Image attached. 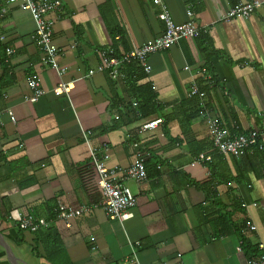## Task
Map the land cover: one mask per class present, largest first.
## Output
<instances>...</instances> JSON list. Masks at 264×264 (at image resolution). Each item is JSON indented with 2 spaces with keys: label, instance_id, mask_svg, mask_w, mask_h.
<instances>
[{
  "label": "crops",
  "instance_id": "crops-1",
  "mask_svg": "<svg viewBox=\"0 0 264 264\" xmlns=\"http://www.w3.org/2000/svg\"><path fill=\"white\" fill-rule=\"evenodd\" d=\"M60 1L63 14L52 35L60 78L40 62L30 15L11 5L0 17L3 44L12 51L0 50V242L7 247L0 246V264H48L42 242L19 234L18 219L27 214L53 219L48 228L72 264H248L264 247V138L261 150L240 160L218 154L205 113L241 133L264 126V7L226 19L230 0H162L176 24L186 22L190 3L205 33L150 55L149 73L131 65L120 79L88 72L100 65L102 50L120 54L160 36V6L155 0ZM114 30L121 35L113 37ZM31 74L44 92L35 103L24 99ZM211 78L216 86L203 96L202 113L200 99L187 91ZM60 80L73 88L55 96ZM129 81L151 86L156 113L134 115ZM156 117L160 126L140 129ZM83 130L92 132V147L108 144V167L129 166L135 142L144 150L147 180L125 182L136 199L130 218L110 220L95 209L66 227L53 217L59 206L94 204L101 196ZM196 154L211 161L201 163Z\"/></svg>",
  "mask_w": 264,
  "mask_h": 264
},
{
  "label": "built area",
  "instance_id": "built-area-1",
  "mask_svg": "<svg viewBox=\"0 0 264 264\" xmlns=\"http://www.w3.org/2000/svg\"><path fill=\"white\" fill-rule=\"evenodd\" d=\"M235 1V5L231 6L226 13V19L233 17L247 18L257 9L264 7V0ZM155 2L160 6V12L157 17L163 24L162 34L118 56L114 55L111 50H102L100 52L101 63L95 70L88 72L89 76L95 71H106L112 77L125 79L124 70L127 66L131 65L137 66L147 74L150 72L148 64V57L150 55L166 51L182 39H195L202 33H205V30L197 26L193 21L190 3H187L185 6L186 22L176 24L172 21L167 7L163 4L162 0H155ZM11 5L17 6L21 11L30 15L35 24L32 38L39 50L40 62L44 66L53 69L60 78L64 70L57 65L56 60L59 55V49L53 43L52 35L54 23L63 14L62 2L60 0H0V17L7 12ZM4 41L5 36L0 33V43L3 44ZM4 51L6 55H10L12 52L9 47H5ZM184 69L187 70L188 67ZM199 73V71L195 72V74ZM26 85L30 91V94L24 97L27 102L35 103L43 96L44 92L37 74L29 75L26 79ZM72 88V82L60 80L53 88V94L55 96L67 95ZM193 96L199 97L200 105L204 108L205 99L203 98V94L198 92L195 83H192L187 91L188 98ZM131 106L135 108L137 102L133 100ZM7 114L13 121L12 114L10 112H7ZM161 124L162 119L156 117L142 123L140 129L142 131L152 130ZM205 126L211 146L218 154L240 160L247 153H251L255 149H262L260 141L264 138V126L245 133L230 134L219 118L216 115L208 114V112L205 113ZM91 136L92 132L90 130L81 131V139L87 146L88 159L96 172V184L101 191V196L94 204L84 203L78 207L59 206L55 210L53 217L63 221L66 227L70 226L69 222L71 219L85 216L95 209H101L110 220H125L130 218L132 216L130 210L135 206L136 199L125 185V182L131 180L137 184H141L147 180L144 163L146 155L138 143L132 144L134 153L129 166L108 167L106 166V161L109 159L108 144L102 143L98 147H92L90 144ZM196 160L204 163L210 162L211 158L209 155L198 154ZM52 220L37 218L27 214L18 219L17 227L24 232L36 233L39 230L48 228ZM248 229L253 230L254 227L250 225ZM258 248L261 250V253L255 259L250 260L248 264H264V247L259 244ZM123 264L126 263L124 262Z\"/></svg>",
  "mask_w": 264,
  "mask_h": 264
},
{
  "label": "trees",
  "instance_id": "trees-1",
  "mask_svg": "<svg viewBox=\"0 0 264 264\" xmlns=\"http://www.w3.org/2000/svg\"><path fill=\"white\" fill-rule=\"evenodd\" d=\"M230 1L232 2V6L235 5V3H236L235 0H230ZM111 35L113 37L115 35L120 36L121 32L119 30H116V31L114 30L111 32ZM120 44L123 46V42H120ZM5 47H8V45H6V44L0 45V50L1 49L4 50ZM124 52H126V50H123L119 54L118 52H116V50H114L113 54L118 56ZM0 60H2V59L0 58ZM126 73H128V75H127L128 78H130L134 75L133 70L126 71ZM215 86H216V83L211 78L209 80V82L208 83L205 82L201 88L198 87V92L203 94V96H204L205 94H208V90L210 88H214ZM130 92H131L132 98L137 102V106L135 107V109L133 111V113L136 117L143 118V117H146L148 115L154 114L159 110L160 106L157 107V103L155 102V99H156L155 93L152 91L151 86L148 83H145V84L140 85V86H136L135 81H131L130 82ZM196 97L199 99L198 96H196ZM201 108L199 111H203L202 113H204V110H206L205 109V103H204V108H202V109ZM228 131L230 134L241 133V132H237L235 130L234 125H231V128L228 129ZM144 163H145V167H146V172H148L147 169H148L149 161L145 160ZM18 231H19V234H23V233L32 234L33 240L35 241V243L42 242L43 252H44L43 257H44V260L48 264H72L67 259V257L65 256L64 251H63L58 239L56 240V238L54 237L53 232H52V228H48L45 230H39L36 233L24 232L20 229H18Z\"/></svg>",
  "mask_w": 264,
  "mask_h": 264
},
{
  "label": "water",
  "instance_id": "water-1",
  "mask_svg": "<svg viewBox=\"0 0 264 264\" xmlns=\"http://www.w3.org/2000/svg\"><path fill=\"white\" fill-rule=\"evenodd\" d=\"M0 246H2V248H4L7 251V247L0 242ZM11 264H18V263H14L13 261L10 262Z\"/></svg>",
  "mask_w": 264,
  "mask_h": 264
}]
</instances>
